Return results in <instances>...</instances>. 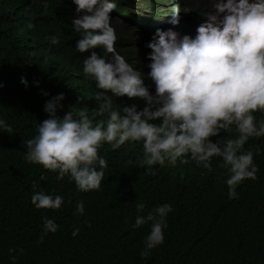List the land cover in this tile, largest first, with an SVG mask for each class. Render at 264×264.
<instances>
[{"label": "trees", "instance_id": "obj_1", "mask_svg": "<svg viewBox=\"0 0 264 264\" xmlns=\"http://www.w3.org/2000/svg\"><path fill=\"white\" fill-rule=\"evenodd\" d=\"M176 1L116 0L117 7L110 13L127 32L141 33L117 35L122 51L127 57L136 56L146 73V54L151 50L145 45L157 28L195 35L201 22L190 0H181L189 11L173 26L172 7L182 8ZM47 3L44 7L41 0H0V83L4 85L0 87V116L12 126L11 134L0 132V264H10L9 247L25 249L18 264H264V138L248 142L262 148L255 157L258 179L245 180L237 188L239 199L232 200L227 198L223 169L217 167L216 159L212 173L194 165L175 169L157 165L151 174L137 166L142 150L136 143H126L118 150L105 145L101 150L109 164L101 191L77 192L67 177L56 181L55 173L24 161L23 141L47 118L46 100L64 94L58 115L69 105L87 106L90 113L98 107L90 97L96 90L94 82L86 84L81 69L90 51L100 55L103 51L75 52L80 39L71 26L75 5L72 0ZM52 35L60 37L58 45L46 39ZM21 76L28 80L27 88L20 83ZM37 80L38 87L33 84ZM145 83L151 81L146 78ZM150 91L154 92V86ZM80 96L85 98L81 105H72ZM114 99V106H144L139 99ZM42 173L47 176L45 181L39 180ZM33 181L46 190L56 189L71 203L57 212L35 210L29 203ZM77 200L84 201L91 228L82 223L85 216L73 215ZM138 200L147 202L145 212L163 202L172 203L174 209L168 216L164 244L144 258L139 253L148 227H130ZM42 215L54 217L60 229L38 244ZM73 225L81 227L75 238L71 236Z\"/></svg>", "mask_w": 264, "mask_h": 264}, {"label": "clouds", "instance_id": "obj_2", "mask_svg": "<svg viewBox=\"0 0 264 264\" xmlns=\"http://www.w3.org/2000/svg\"><path fill=\"white\" fill-rule=\"evenodd\" d=\"M41 2L48 6L47 0ZM72 4V30L80 35L74 51H103V55L90 51L81 69L86 84L94 82L96 90L90 97L98 107L90 113L87 106L69 105L58 115L64 94L46 100L43 110L47 118L23 141L24 161L55 173L56 181L67 177L77 192L101 191L109 167L101 150L105 145L118 150L126 143H136L142 150L137 166L151 174L157 165L173 169L194 165L212 173L216 159L217 167L223 169L227 198L239 199L237 188L245 180L258 179L260 170L255 157L261 155V145L248 142L264 138V0H212L211 10L200 14L195 35L157 28L145 45L151 50L146 54L147 73L137 64V57L132 56L137 61L132 64L119 42L116 47L118 33L110 16L116 0H72ZM188 11L173 6L170 23L178 25ZM27 27L31 29L33 24L29 22ZM46 39L51 45L60 43L58 35ZM146 78L151 84L145 83ZM20 83L28 87L24 76ZM33 84L38 87L39 81ZM153 86L154 92L150 91ZM41 93L48 96L46 91ZM125 96L142 100L144 106H114V98ZM83 99L78 97L72 105ZM0 132L12 133L3 116ZM46 179L43 173L39 177L40 181ZM29 203L37 211L57 212L71 200L33 181ZM146 208V201H136L137 215L130 225L132 230L148 227L141 258L164 244L168 216L174 212L170 202L145 212ZM73 215L85 216L83 200L75 202ZM41 221L38 244L60 229L54 217L42 215ZM82 223L92 226L86 216ZM80 232L81 227L72 226L73 238ZM7 252L10 264H18L25 249L9 247Z\"/></svg>", "mask_w": 264, "mask_h": 264}, {"label": "rangeland", "instance_id": "obj_3", "mask_svg": "<svg viewBox=\"0 0 264 264\" xmlns=\"http://www.w3.org/2000/svg\"><path fill=\"white\" fill-rule=\"evenodd\" d=\"M190 2L192 3V6L196 10L197 14H201L204 11L211 10V7H212V0H190ZM176 4L181 6L182 9L185 8V2L184 1L177 0ZM112 23L115 26L117 33L128 34V35H132V36L141 35V33H139V31H137L135 29L131 30L130 32H127L125 30V28L123 27V25L120 22H118V20H116V19H112ZM120 43H121V41H120ZM116 47H117V49L119 47L118 41L116 42ZM138 50L140 53H145V50H142L140 48H138ZM135 57H130L129 62H131L132 64H136L137 61H136Z\"/></svg>", "mask_w": 264, "mask_h": 264}]
</instances>
